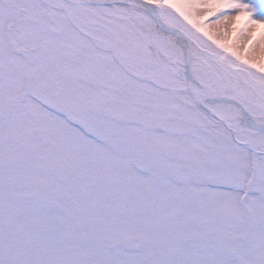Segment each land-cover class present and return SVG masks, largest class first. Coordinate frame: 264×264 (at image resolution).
<instances>
[{
  "label": "snow or ice",
  "instance_id": "6c2138e0",
  "mask_svg": "<svg viewBox=\"0 0 264 264\" xmlns=\"http://www.w3.org/2000/svg\"><path fill=\"white\" fill-rule=\"evenodd\" d=\"M0 264H264V0H0Z\"/></svg>",
  "mask_w": 264,
  "mask_h": 264
}]
</instances>
